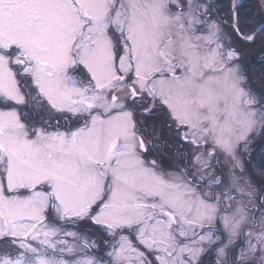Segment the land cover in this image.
Returning a JSON list of instances; mask_svg holds the SVG:
<instances>
[{
	"label": "snow or ice",
	"instance_id": "snow-or-ice-1",
	"mask_svg": "<svg viewBox=\"0 0 264 264\" xmlns=\"http://www.w3.org/2000/svg\"><path fill=\"white\" fill-rule=\"evenodd\" d=\"M0 264H264V0H0Z\"/></svg>",
	"mask_w": 264,
	"mask_h": 264
}]
</instances>
